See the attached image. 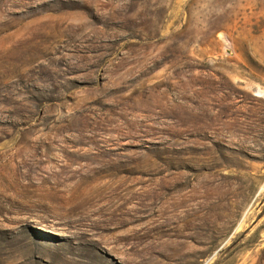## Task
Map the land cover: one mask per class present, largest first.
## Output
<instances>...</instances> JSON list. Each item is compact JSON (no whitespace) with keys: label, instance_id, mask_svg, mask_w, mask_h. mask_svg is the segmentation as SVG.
Here are the masks:
<instances>
[{"label":"rangeland","instance_id":"obj_1","mask_svg":"<svg viewBox=\"0 0 264 264\" xmlns=\"http://www.w3.org/2000/svg\"><path fill=\"white\" fill-rule=\"evenodd\" d=\"M0 264H264V0H0Z\"/></svg>","mask_w":264,"mask_h":264}]
</instances>
